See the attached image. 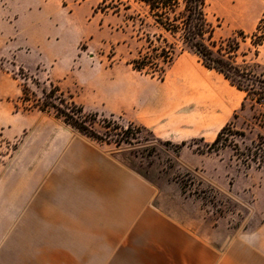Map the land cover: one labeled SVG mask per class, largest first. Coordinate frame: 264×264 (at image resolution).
<instances>
[{
	"label": "rangeland",
	"instance_id": "374dc122",
	"mask_svg": "<svg viewBox=\"0 0 264 264\" xmlns=\"http://www.w3.org/2000/svg\"><path fill=\"white\" fill-rule=\"evenodd\" d=\"M207 14L214 40L234 39L236 64L264 82V41L255 37L261 35L258 25L264 28V0H207ZM158 35L168 36L137 0H0V264H116V247L125 239L92 231L78 218L43 216L37 208V180L50 181L53 153L60 149L52 141L81 138L104 146L155 187L158 207L182 219L203 218L204 226H212L224 218L235 231L259 225L264 167L244 166L231 148L209 152L214 141L206 137L160 140L146 127L141 133L128 130L131 144L117 147L81 135L52 111H26L19 100L24 74L38 96L51 83L71 95L96 118L100 134H114L115 124L141 126L132 121L130 108H122L131 86L160 84L181 62L201 63L184 50L163 80L133 70L127 62L146 48V36ZM251 98L231 121L232 130L245 133L229 137L241 151L264 136V105Z\"/></svg>",
	"mask_w": 264,
	"mask_h": 264
},
{
	"label": "crops",
	"instance_id": "0c3cea01",
	"mask_svg": "<svg viewBox=\"0 0 264 264\" xmlns=\"http://www.w3.org/2000/svg\"><path fill=\"white\" fill-rule=\"evenodd\" d=\"M130 90L121 103L132 121L174 143L214 141L244 100L221 74L192 60L175 64L160 84L141 82ZM56 145L50 181L37 180V208L43 216L78 218L92 231L125 239L116 247V264H264V212L256 228L238 231L224 218L212 226L203 218L182 219L158 207L155 187L104 146L81 138L52 141Z\"/></svg>",
	"mask_w": 264,
	"mask_h": 264
},
{
	"label": "trees",
	"instance_id": "16d2710c",
	"mask_svg": "<svg viewBox=\"0 0 264 264\" xmlns=\"http://www.w3.org/2000/svg\"><path fill=\"white\" fill-rule=\"evenodd\" d=\"M148 11V16L154 20L157 27L168 36L158 35L151 39L146 36V48L141 49L138 55L127 62L133 70L146 75H158L164 79L167 68L173 63L175 57L184 50H189L196 55L202 65L221 74L229 83L245 93L241 108H244L247 99H254L259 106L264 105V82L246 66L237 65L234 57L239 49L234 39L217 43L213 38L214 26L208 19L207 0H137ZM261 24V23H260ZM261 35L256 36L258 43L264 41V28L258 25ZM226 43V44H224ZM257 43V44H258ZM233 44V45H231ZM25 81L22 86V95L19 97L24 109L30 111L37 109L42 112L52 111L57 118L81 135L101 143H114L117 147L123 143L131 144V135L128 130L136 129L139 133L147 130L143 126L133 123L127 129L115 124L114 134L96 132L94 126L97 122L92 114L84 112V107L76 103L71 95L65 96L58 85L50 84V88H43L41 96L32 91L26 82L28 77L23 74ZM39 82H36L38 85ZM237 118V115H235ZM105 121V120H104ZM263 127H264V121ZM232 122L224 126L216 136L214 142L208 145L209 152H219L231 148L238 160L244 166L251 168L264 167V136L258 135L251 146L241 151L229 137H244V132L232 130ZM149 131V130H148ZM152 134V132H150ZM152 137L155 136L152 134ZM157 139V138H155ZM183 145V144H182Z\"/></svg>",
	"mask_w": 264,
	"mask_h": 264
}]
</instances>
